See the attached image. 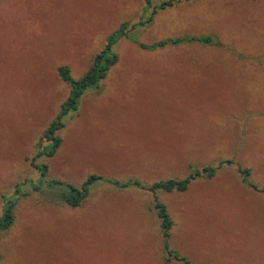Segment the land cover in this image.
<instances>
[{"label":"rangeland","instance_id":"rangeland-1","mask_svg":"<svg viewBox=\"0 0 264 264\" xmlns=\"http://www.w3.org/2000/svg\"><path fill=\"white\" fill-rule=\"evenodd\" d=\"M151 8L0 0V211L1 196L19 191L13 223L0 230V264H264V0ZM124 25L117 62L63 118L55 154L37 159L46 180L104 178L70 207L31 165L69 93L57 68L79 78ZM203 167L214 175L156 193L172 220L168 248L152 194L109 182L149 186Z\"/></svg>","mask_w":264,"mask_h":264},{"label":"trees","instance_id":"trees-1","mask_svg":"<svg viewBox=\"0 0 264 264\" xmlns=\"http://www.w3.org/2000/svg\"><path fill=\"white\" fill-rule=\"evenodd\" d=\"M180 1H189V0H162L158 4H151V0H144V8L153 9V13H156L157 10H163L165 8L171 7L175 2ZM149 21V20H148ZM148 21H140L139 25H144ZM126 30L125 25L121 26L120 30L112 33L109 38L104 43L103 47L94 55L92 58L91 64L88 69L80 76L79 78H73L69 69L66 66H59L57 68V74L59 78L65 82L69 86V93L66 98L59 105V109L55 115V117L49 122L47 127L42 133V136L38 142V149L35 155L31 159V165L37 169L39 172V182L46 183V186L51 189H56L58 191V200L65 203L70 207H79L89 193L90 186L97 181L104 179L102 176L97 174H90L86 177V179L80 184L79 187L74 186L70 183H65L60 180L52 179L46 180L45 175L47 172V165L41 164L37 162V159L43 156H53L57 150V148L61 144V138L58 136L57 132L63 128L64 122L63 118L70 112L75 111L77 109L78 101L81 96L87 89H94L100 85V82L106 76L108 70L111 66H113L117 62V56L113 52L112 47L115 43V37L119 35L122 31ZM190 40H194L190 38ZM196 40V39H195ZM181 40L179 38L176 39H168V40H160L153 45H144L143 48H159L167 45H176ZM196 41L208 43L210 39L199 38ZM245 175L248 174L247 170H243ZM215 173V169L212 167H203L202 169H195L189 175L182 179H166L158 182H154L149 186H143L137 181H129L126 183H119L117 181H109L112 185L118 187H127V186H138L141 189L148 190L153 196V208L155 209L156 216L159 221V226L161 230V234L164 240V247L168 248L167 239L169 237V232L172 227V220L170 218L169 213L167 212L166 206L158 200L156 193L158 191L165 192H183L187 189L188 184L191 180H194L198 177H206L211 178ZM243 181L247 184L246 177H243ZM33 190H39L36 184L32 185ZM18 188L11 195H2V206L0 211V230H7L13 223L14 220V208L16 206L18 200ZM172 252L168 250V254ZM172 257L183 260L179 258L177 254H174Z\"/></svg>","mask_w":264,"mask_h":264}]
</instances>
